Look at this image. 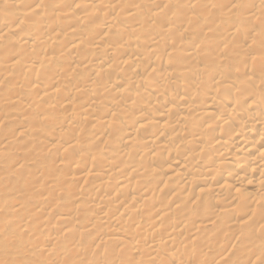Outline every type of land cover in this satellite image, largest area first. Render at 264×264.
Wrapping results in <instances>:
<instances>
[{
  "label": "bare ground",
  "instance_id": "obj_1",
  "mask_svg": "<svg viewBox=\"0 0 264 264\" xmlns=\"http://www.w3.org/2000/svg\"><path fill=\"white\" fill-rule=\"evenodd\" d=\"M0 264H264V0H0Z\"/></svg>",
  "mask_w": 264,
  "mask_h": 264
},
{
  "label": "rangeland",
  "instance_id": "obj_2",
  "mask_svg": "<svg viewBox=\"0 0 264 264\" xmlns=\"http://www.w3.org/2000/svg\"><path fill=\"white\" fill-rule=\"evenodd\" d=\"M75 220H76V223L78 224L79 222V220H81V217L80 216H77L76 218H75Z\"/></svg>",
  "mask_w": 264,
  "mask_h": 264
}]
</instances>
